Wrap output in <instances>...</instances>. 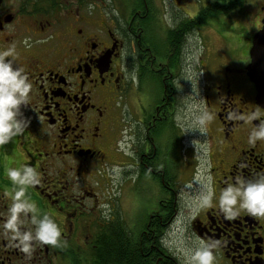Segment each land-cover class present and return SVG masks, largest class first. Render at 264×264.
<instances>
[{"label": "flooded vegetation", "instance_id": "1", "mask_svg": "<svg viewBox=\"0 0 264 264\" xmlns=\"http://www.w3.org/2000/svg\"><path fill=\"white\" fill-rule=\"evenodd\" d=\"M216 1L133 0L125 18L93 20L84 0H0V50L15 46L33 84L21 106L30 123L0 145V213L13 190L5 169L31 164L41 182L26 194L62 235L24 252L0 230V264H116L113 248L130 250L132 264H182L166 243L173 230L213 245L215 264H264V217H229L215 203L226 183L264 173V139L248 142L264 106L247 71L264 0H253L241 29L226 28L230 12L198 16ZM189 102L200 109V154L188 161L193 145L175 113ZM146 179L160 194L141 197L155 208L137 218Z\"/></svg>", "mask_w": 264, "mask_h": 264}, {"label": "clouds", "instance_id": "2", "mask_svg": "<svg viewBox=\"0 0 264 264\" xmlns=\"http://www.w3.org/2000/svg\"><path fill=\"white\" fill-rule=\"evenodd\" d=\"M14 51V45L0 50V145L7 144L30 123L21 106L27 102L33 84L28 72L14 63ZM177 83L180 84L179 81ZM208 118L211 119V115ZM261 139H264V121L256 124L248 134L250 144ZM5 173L12 182L13 190L6 213H0L4 216L0 221V230L24 252H29L35 241L57 245L62 239L60 226L49 213H40L36 202L26 194L29 186L41 182L40 172L33 165L22 163L18 167H7ZM214 196L215 192L209 189L203 197V204L212 205ZM215 203L229 217L241 211L252 217H264V173L226 183L216 196ZM25 221L29 226H25ZM196 240L199 243L190 250L185 264H215L213 245L199 237Z\"/></svg>", "mask_w": 264, "mask_h": 264}, {"label": "rangeland", "instance_id": "3", "mask_svg": "<svg viewBox=\"0 0 264 264\" xmlns=\"http://www.w3.org/2000/svg\"><path fill=\"white\" fill-rule=\"evenodd\" d=\"M195 1L196 4L199 5L201 4V2L203 4L205 0H195ZM252 2L253 0H244L243 4L241 5V7L243 8V12L241 14H239L240 10L230 11L229 14L231 20L229 21L228 19H226L225 22L227 24L226 28L241 29L245 27V21H244L246 18L245 15H248V13H250L251 8L253 9ZM84 3H85L86 14L89 15V17H91L90 19L106 20L110 14H116V15L118 14V17L125 18L126 17L125 8L128 4L133 3V0H84ZM216 29H218L217 26ZM188 89H190L188 92L190 94L191 85L188 86ZM145 97H146L145 99L148 102L150 100L149 96L146 95ZM199 110L200 109L198 108L197 103L194 104L192 102H189L187 107L184 108L178 105V108L175 113L177 117L176 124L177 123L180 124L181 128H183L184 130L182 131V133L184 134V138H186L185 139L186 144L190 146L193 145V147H189L188 150L185 152V156L187 157V160L189 156H190L189 159L192 160L191 154H194L196 157L200 154V149L197 148V144L199 142L198 136L200 134L198 127L200 122ZM189 122L192 123V127H193L192 129H189L190 131H192L191 134L187 133L186 127H184V126H188ZM195 125H197L198 128H196ZM186 168L184 169L180 168V170L183 172L185 171ZM180 178L182 179L183 176ZM128 181H130V179ZM135 184L136 183L134 184L131 183L129 192H131L132 195H135L134 197H137L134 191ZM181 184L182 182H180V184L178 185L180 186ZM139 185L137 184V188L139 190L138 194H140L141 196L139 195L140 197H137L135 199V203L132 204L134 208L131 212L137 218L138 216H141L140 215L141 213L155 208L154 200L146 201L141 197L159 196L160 194L157 184L150 179H146L145 181H142ZM127 188H129V186L123 188V192L121 193L122 196L120 197L121 201L119 203L120 211H121L120 215L121 216L123 215L125 217L127 215V213L125 212H128V209L131 206V202H130L131 200L129 198ZM183 191L184 190L181 189L182 193H184ZM168 236L169 238L166 240V243L168 244L169 247H171V252L174 251L176 257L180 258L181 263L185 264L186 257L190 254V250L193 249L195 246L191 245L192 243L191 241H188L185 238H183L181 233L178 231L173 230L169 232Z\"/></svg>", "mask_w": 264, "mask_h": 264}, {"label": "water", "instance_id": "4", "mask_svg": "<svg viewBox=\"0 0 264 264\" xmlns=\"http://www.w3.org/2000/svg\"><path fill=\"white\" fill-rule=\"evenodd\" d=\"M252 39L250 47L251 62L247 67V71L258 92L256 103L264 106V29L256 33Z\"/></svg>", "mask_w": 264, "mask_h": 264}, {"label": "trees", "instance_id": "5", "mask_svg": "<svg viewBox=\"0 0 264 264\" xmlns=\"http://www.w3.org/2000/svg\"><path fill=\"white\" fill-rule=\"evenodd\" d=\"M244 0H217L213 5L208 6L207 8H204L201 13L198 14V16H204V18L207 16L215 17L216 15L223 13L226 14L230 11L237 10L241 8V5L243 4ZM126 247V245H125ZM112 253H114V257H110L109 260L115 262L116 264H132L133 261L131 259L130 250H127L126 248L123 249V251H116L115 248H113ZM117 255V258L115 257Z\"/></svg>", "mask_w": 264, "mask_h": 264}]
</instances>
